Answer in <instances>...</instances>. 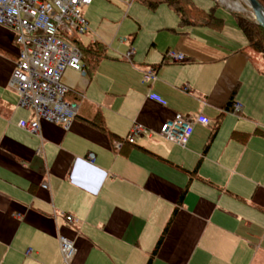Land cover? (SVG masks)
I'll return each mask as SVG.
<instances>
[{
	"label": "crops",
	"instance_id": "obj_1",
	"mask_svg": "<svg viewBox=\"0 0 264 264\" xmlns=\"http://www.w3.org/2000/svg\"><path fill=\"white\" fill-rule=\"evenodd\" d=\"M192 2L222 28L182 25L166 5L93 0L78 43L105 56L85 76L64 74L79 106L69 129L41 122L36 134L19 127L34 117L9 88L19 47L0 27V264H64L59 237L75 243L70 264H264V69L237 9ZM168 51L185 61L164 64ZM177 114L209 124L185 147L124 142L134 123L157 133Z\"/></svg>",
	"mask_w": 264,
	"mask_h": 264
},
{
	"label": "built area",
	"instance_id": "obj_2",
	"mask_svg": "<svg viewBox=\"0 0 264 264\" xmlns=\"http://www.w3.org/2000/svg\"><path fill=\"white\" fill-rule=\"evenodd\" d=\"M131 4L136 0H120ZM93 0H0V27L10 29L19 47V56L9 81V88L18 95V106L32 113L33 120L21 121L19 127L36 134L41 122L63 125L69 129L77 116L78 104L67 101L68 87L63 82L67 71L83 76L86 70L83 55L76 44L88 31V24L82 10ZM134 55L133 50L126 55ZM185 57L168 51L163 63L184 62ZM156 78V71L150 69L144 73V81ZM156 101L165 104L159 97ZM240 105L232 106L233 113H239ZM196 124L208 125L202 116L189 119L180 114L161 125L157 133L149 132L143 125L134 123L126 137L128 144L136 138L149 134L159 141L172 142L185 147L193 136ZM124 142H116L114 149L120 151ZM90 163L94 156L89 155ZM48 189V185H42ZM73 222L71 216H66ZM60 252L64 264H70L77 250L75 243L65 237H59ZM31 250L27 252L30 255Z\"/></svg>",
	"mask_w": 264,
	"mask_h": 264
},
{
	"label": "trees",
	"instance_id": "obj_3",
	"mask_svg": "<svg viewBox=\"0 0 264 264\" xmlns=\"http://www.w3.org/2000/svg\"><path fill=\"white\" fill-rule=\"evenodd\" d=\"M142 2L146 7L155 10L160 5L169 7L180 19V23L185 26H209L215 30L222 28V20L214 16L213 11L205 12L194 5L192 0H137ZM261 3V2H260ZM264 7V4L261 3ZM232 16L238 29L242 32L247 41V48L259 54L264 60V30L260 28L254 19H250L242 14L233 12ZM82 55L83 64L86 75L95 69L100 61L104 58V48L100 43H94L87 47H80L76 41ZM94 127L100 131H105L100 114H98L94 122ZM163 240L161 237L156 250L159 248Z\"/></svg>",
	"mask_w": 264,
	"mask_h": 264
},
{
	"label": "rangeland",
	"instance_id": "obj_4",
	"mask_svg": "<svg viewBox=\"0 0 264 264\" xmlns=\"http://www.w3.org/2000/svg\"><path fill=\"white\" fill-rule=\"evenodd\" d=\"M226 3L232 7L234 10H238L237 13L242 14L250 19H253L252 12L248 5L246 4L245 0H226ZM248 53L253 59V62L256 63L258 66H261L264 69V60L262 59L259 54L253 50L247 49Z\"/></svg>",
	"mask_w": 264,
	"mask_h": 264
},
{
	"label": "water",
	"instance_id": "obj_5",
	"mask_svg": "<svg viewBox=\"0 0 264 264\" xmlns=\"http://www.w3.org/2000/svg\"><path fill=\"white\" fill-rule=\"evenodd\" d=\"M250 8L253 19L257 25L264 30V7L258 0H245Z\"/></svg>",
	"mask_w": 264,
	"mask_h": 264
}]
</instances>
